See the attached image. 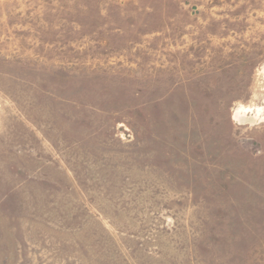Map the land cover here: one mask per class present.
<instances>
[{
  "label": "rangeland",
  "instance_id": "obj_1",
  "mask_svg": "<svg viewBox=\"0 0 264 264\" xmlns=\"http://www.w3.org/2000/svg\"><path fill=\"white\" fill-rule=\"evenodd\" d=\"M0 264H264V0H0Z\"/></svg>",
  "mask_w": 264,
  "mask_h": 264
},
{
  "label": "bare ground",
  "instance_id": "obj_2",
  "mask_svg": "<svg viewBox=\"0 0 264 264\" xmlns=\"http://www.w3.org/2000/svg\"><path fill=\"white\" fill-rule=\"evenodd\" d=\"M244 114H242V111H238L236 113V118H238L239 120H246V118L243 116Z\"/></svg>",
  "mask_w": 264,
  "mask_h": 264
}]
</instances>
